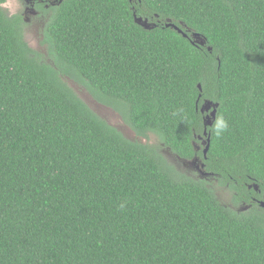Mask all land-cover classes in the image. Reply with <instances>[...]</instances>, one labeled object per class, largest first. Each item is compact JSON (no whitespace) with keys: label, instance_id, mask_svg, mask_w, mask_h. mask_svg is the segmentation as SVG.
<instances>
[{"label":"trees","instance_id":"16d2710c","mask_svg":"<svg viewBox=\"0 0 264 264\" xmlns=\"http://www.w3.org/2000/svg\"><path fill=\"white\" fill-rule=\"evenodd\" d=\"M5 1L0 264H264V0H49L41 49ZM205 100L218 103L206 168L246 209L160 152L195 156Z\"/></svg>","mask_w":264,"mask_h":264},{"label":"rangeland","instance_id":"374dc122","mask_svg":"<svg viewBox=\"0 0 264 264\" xmlns=\"http://www.w3.org/2000/svg\"><path fill=\"white\" fill-rule=\"evenodd\" d=\"M3 6L5 7L8 13H12V14L19 12L24 13V4L21 0H6L3 3ZM38 27L39 24L38 22H36L34 24H29L25 29V38L28 41V43H30V45H32V47L35 49H41L39 47L41 38L40 35L38 34V30H39ZM67 82H69L70 84L72 82L74 85L71 86H74L73 88L76 90V92L86 101V103L96 113H98L110 125L117 128L126 138L131 140H133V138L136 139V133L129 126V124L123 119L119 111H116L113 107L107 104L97 101L83 86H80L74 80L72 79L67 80ZM143 141L146 142L147 140L144 139ZM149 142H151L152 144H157L158 143L157 136L151 135V139L149 140ZM167 149L168 148L161 147L160 152L162 154H165L168 157V159H171L172 154ZM186 168L189 169L188 167ZM192 171L189 172L192 173ZM215 191L219 196V198H221L224 203L232 204L231 202L233 201L232 198L233 195H232V191L228 186L222 184V186L217 187ZM237 208L240 209V206H238V204H237Z\"/></svg>","mask_w":264,"mask_h":264},{"label":"flooded vegetation","instance_id":"af4514ba","mask_svg":"<svg viewBox=\"0 0 264 264\" xmlns=\"http://www.w3.org/2000/svg\"><path fill=\"white\" fill-rule=\"evenodd\" d=\"M21 1L24 4L23 15H24L25 21L28 22V25L38 22V24H39L38 34L40 35L41 40L44 39V27L46 26L45 20L47 19V16H49V18H50V15H51V14L46 13V12H52V10L50 9V6L56 5V3H54L53 1H49V0H21ZM37 6H41V7H43V9L38 8ZM202 104H201V106H202ZM200 110H201V108H200ZM212 110L213 109L211 108L210 110L201 111L203 113L204 119H206L207 115H209ZM207 128H208V126L207 127L205 126L203 134H199V135L195 136L196 139L194 141V147H195L197 153L195 154V156L193 158L184 159L182 157H179L177 154L173 153L169 148L167 150L172 154V158L169 160L173 164H175L178 167L184 168L185 170H187V172L189 174L193 175L196 178H200V179H204V180L208 181V183L216 189L217 187L222 186L220 179H219L220 177L218 174H215V173L207 170L206 164L204 162V157H205L204 150H205V147L207 146V144L209 143V138H207V135H208ZM133 140H135V138H133ZM157 144H159V143H157ZM160 144L163 145L162 143H160ZM193 159H195V161H192ZM186 167H188L189 169H187ZM189 171H192V173ZM213 184L216 186H214ZM226 186H228V185H226ZM252 199H254L255 201H260V199H257L256 197H253ZM231 203L232 204H230V205L233 208H237L233 204V201ZM242 209H243V207H242V205H240L239 210H242Z\"/></svg>","mask_w":264,"mask_h":264},{"label":"water","instance_id":"95a60500","mask_svg":"<svg viewBox=\"0 0 264 264\" xmlns=\"http://www.w3.org/2000/svg\"><path fill=\"white\" fill-rule=\"evenodd\" d=\"M135 20H136L137 23H139L140 25H142V26H144L146 28H153V27L156 26V24L151 23L148 18H143L141 16L138 17L136 14H135ZM166 25L173 27L174 29H176L177 31L182 33L185 37H188V33L184 32L183 29L179 25H177L175 23H172L171 21H169ZM191 39H192L193 43H197L199 45H205L206 42H207V39L205 37L201 36V34L198 33V32H192L191 33ZM209 50L211 51L212 47H209ZM71 85H74V84L71 82ZM199 88L202 89L201 84H199ZM217 106H218V103H214L211 100H205V102L202 104L201 111L210 110L211 108L213 109L211 111V113L209 115H207V117H206V119L204 121V124H205L206 127L209 126V125L211 126L213 124V121L216 118ZM209 146H210V141L207 144V146L205 147V150H204V154L205 155L207 154ZM192 161H195V159H193ZM254 187H255L256 190L259 189L258 188V184H255ZM260 205L264 207V200L260 201ZM246 208L247 207H244L243 209H246Z\"/></svg>","mask_w":264,"mask_h":264}]
</instances>
